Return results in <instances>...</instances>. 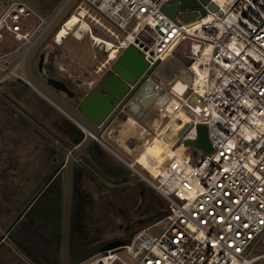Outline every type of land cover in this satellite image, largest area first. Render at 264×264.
<instances>
[{
  "label": "built area",
  "instance_id": "obj_1",
  "mask_svg": "<svg viewBox=\"0 0 264 264\" xmlns=\"http://www.w3.org/2000/svg\"><path fill=\"white\" fill-rule=\"evenodd\" d=\"M197 1L200 8L195 10L201 14L188 24L163 11L171 0H81L71 13L83 21L85 10L91 23L113 38L103 39L118 48L114 59L131 45L141 50L148 67L129 83L125 96L152 80L155 85L143 97L160 88L157 101L166 106L172 91L174 104L159 128L149 130L148 139L163 138L176 121L180 125L171 147L185 146L183 154L171 155L158 171L137 157L126 162L166 199L169 211L139 229L128 244L79 264H130L120 257L121 250L139 264H255L264 257L255 253L264 245V0ZM70 2L64 0L43 16L26 0H0V82L16 78L34 88L26 73L28 55ZM210 2L218 9H210ZM91 23L84 34L92 45L108 51L105 41L95 40ZM59 29L51 36L55 45L74 34L68 30L57 40ZM145 32L152 42L142 37ZM179 49L180 57L175 53ZM19 63L26 75L15 71ZM122 112L129 121L132 115ZM199 125L206 126L212 151L185 143L198 138ZM134 146L128 143L130 151H137ZM158 224L162 228L154 233Z\"/></svg>",
  "mask_w": 264,
  "mask_h": 264
},
{
  "label": "rangeland",
  "instance_id": "obj_2",
  "mask_svg": "<svg viewBox=\"0 0 264 264\" xmlns=\"http://www.w3.org/2000/svg\"><path fill=\"white\" fill-rule=\"evenodd\" d=\"M26 1L43 16H48L64 0ZM200 14L198 10H180L176 19L182 24H188L196 21ZM85 21L91 23L90 15H86ZM91 24L96 36L113 39L94 26L95 21ZM142 37L149 43L152 42L148 33H143ZM7 42L9 45L12 44L10 41ZM41 52L46 54L49 69L66 81L71 89L81 96L95 87V84L101 80L103 72L116 60L108 62L110 53L92 45L87 33L81 39L70 34L62 45H55L49 40ZM175 53L180 57L181 50L179 49ZM56 60L62 62L68 69L56 68ZM37 65L38 58L34 61L35 71L38 70ZM14 69L18 73L26 75L23 63H19ZM154 78L158 79L157 76ZM149 109H146L143 118L140 121L137 120L138 124L135 126H131L129 121L123 120V116L120 115L101 136L103 142L105 140L107 144H112L109 146L104 142L109 148H115H111L113 153L105 146L126 166L129 172L128 180L119 185L110 184L104 181L98 182L89 174H83L78 182V188L87 193L94 201L93 207L89 209L85 224L92 238L98 242L126 241L132 228L148 226L150 223L148 218L153 215L148 210L154 204L164 201L162 195L126 163L127 161L131 162L136 156L138 157L144 149L145 143L150 141L148 139L150 135L145 128L153 131L150 121L156 116L147 120L145 114ZM62 116L67 117L32 86L16 78L0 82L1 233L6 231L62 162L54 161V150L61 146L64 136L60 132ZM125 141L127 142L126 146ZM128 142L133 143L137 151H130ZM71 154L72 151L64 160L68 159ZM122 157L125 161L121 159ZM61 175L64 179V170ZM161 228L162 224L155 226L154 233L159 232ZM8 244L11 246L9 241ZM6 246L0 249V261L2 257L11 258L13 254L12 247L7 249ZM255 253L263 254L264 245L260 244ZM119 255L130 264H139L126 250L119 251ZM255 264H264V257L257 260Z\"/></svg>",
  "mask_w": 264,
  "mask_h": 264
},
{
  "label": "water",
  "instance_id": "obj_3",
  "mask_svg": "<svg viewBox=\"0 0 264 264\" xmlns=\"http://www.w3.org/2000/svg\"><path fill=\"white\" fill-rule=\"evenodd\" d=\"M81 0H71L53 25L47 30L44 36L34 46L26 60V73L33 83L34 88L53 105L59 108L65 115L72 119L83 131H89V134L76 147L68 159L62 161L58 167L49 176L46 183L27 204L23 211L7 228L6 232L0 238V242L6 237L11 229L22 219L24 214L30 209L37 198L43 193L48 185L62 171H65V191H64V217H63V247H62V264H71V231H72V209L74 203V183L75 167L77 162L86 154L91 144L99 141L102 134L106 132L112 122L121 115L122 109L131 114L136 120L140 121L146 109L150 108L157 101L161 94V89L157 93H150L149 86H154L152 80H148L140 89L129 91V83L136 81L148 67V63L143 57L141 50L136 45H131L125 49L115 60L112 73H105L102 80L86 93L77 105L70 104L63 98L57 90L65 91L69 96L76 95L75 91L68 87L67 83L56 77H48L44 82L34 70V61L38 58V68L43 71L46 54L41 52L43 46L51 40L52 34L59 29L65 20L71 15L74 8ZM208 2V0H203ZM210 9H218L215 3H209ZM200 4L197 0H171L170 3L163 7V11L175 19L180 10L199 9ZM206 15L205 10H202ZM152 70L150 69L147 74ZM125 96V97H124ZM143 97V98H142ZM141 99V105L139 100ZM119 103V104H118ZM118 104V105H117ZM117 105V106H116ZM124 114V113H123ZM188 128L186 125L180 132V135ZM198 138L187 139L185 143L194 147H201L207 151H212L213 147L209 140L208 131L205 125H199L197 128ZM104 146L109 148L104 142ZM109 150L112 151L111 148ZM114 153V151H112ZM125 244L123 241L113 240L106 243L102 251L113 249Z\"/></svg>",
  "mask_w": 264,
  "mask_h": 264
},
{
  "label": "trees",
  "instance_id": "obj_4",
  "mask_svg": "<svg viewBox=\"0 0 264 264\" xmlns=\"http://www.w3.org/2000/svg\"><path fill=\"white\" fill-rule=\"evenodd\" d=\"M122 116L123 120L127 119L124 114ZM62 117L60 132L64 136L61 146L54 150V161H63L70 151L74 152L73 147H77L86 137L85 132L72 119L68 116ZM105 143L107 144V141ZM61 172L11 229L8 241L15 251L11 248L13 254L11 258H6L4 264H62L65 178L63 179ZM128 173L122 161L97 140L77 162L72 209L71 264H79L94 256L108 243L93 239L86 227L85 221L94 201L78 188L81 176L89 174L98 182L119 185L128 180ZM163 199L164 201L158 204L152 202L154 206L148 212L153 215L148 218L150 222L148 225L157 222L168 213V203L164 197ZM141 228H132L123 242L128 244ZM5 245L8 244L1 243L0 249Z\"/></svg>",
  "mask_w": 264,
  "mask_h": 264
},
{
  "label": "bare ground",
  "instance_id": "obj_5",
  "mask_svg": "<svg viewBox=\"0 0 264 264\" xmlns=\"http://www.w3.org/2000/svg\"><path fill=\"white\" fill-rule=\"evenodd\" d=\"M86 11L81 10V15L86 16ZM208 20L207 17H205V22ZM67 22L58 30L57 40H61L64 38V36L67 35L68 30H71L74 32V35L78 38H83V30L87 22L85 20L81 21V18L77 14L70 15V17L66 20ZM86 22V23H85ZM80 24V26H78ZM78 27V28H77ZM88 27V24H87ZM77 28V29H76ZM88 30V29H87ZM77 31V32H76ZM133 35V34H132ZM130 35V37H132ZM95 37V40L97 42H106V45L108 47V52L110 53L109 59L112 60L117 56L118 48L112 41L105 40L103 38H100L93 34ZM109 62V61H108ZM60 64H62L60 62ZM181 87V84H176L175 88L179 89ZM171 100L166 106L160 105V102L157 101L153 106L150 107V109L146 112L145 118L149 120L152 119V116H156L154 119H152L151 124L153 128L158 129L160 124L163 122V116H165L170 108H172V104H174V94L171 91ZM126 121V120H125ZM129 123L131 126H135L138 124V121L135 120L134 117L129 118ZM150 124V125H151ZM177 125H180V123L176 121H172L170 124V127L167 129V132L165 133L164 137L162 138L160 135H157L154 137V140H150L149 142L145 143L144 149L140 152L139 156L137 157V162L142 164L145 167L150 168L152 171H158L161 168V165L164 166L167 162L170 160V156L173 154L181 155L183 154L184 145L181 144L177 150H174L172 146V138L174 137ZM148 134L150 135L151 132L146 130ZM147 139V138H146ZM146 141V140H145Z\"/></svg>",
  "mask_w": 264,
  "mask_h": 264
},
{
  "label": "flooded vegetation",
  "instance_id": "obj_6",
  "mask_svg": "<svg viewBox=\"0 0 264 264\" xmlns=\"http://www.w3.org/2000/svg\"><path fill=\"white\" fill-rule=\"evenodd\" d=\"M114 63H115V61H113L112 63H111V66L109 67V68H107L104 72H103V74H102V76H101V80H102V77L104 76V74L105 73H112V71H113V66H114ZM37 69L38 70H36L35 72L37 73V75L44 81V82H47V78L48 77H56V78H59L54 72H52L50 69H49V62H48V60L46 59V57H45V61H44V68H43V71H40L39 70V68H38V65H37ZM35 70V69H34ZM59 79H61V78H59ZM100 80V81H101ZM64 81V80H63ZM100 81H98L96 84H95V86L100 82ZM66 82V81H65ZM67 83V82H66ZM67 85H68V87L69 88H71L70 87V85L67 83ZM57 92L63 97V98H65L70 104H72V105H77L78 104V102H79V100L83 97V96H81V94H79L78 92H76L75 91V93H76V95H74V96H69L68 95V93L67 92H65V91H61V90H57ZM122 115V114H121ZM120 116V115H119ZM13 223V222H12ZM9 228V227H8ZM7 230V229H6ZM5 232L6 231H4L3 233H1V235H0V238L2 237V235H4L5 234ZM10 233V232H9ZM9 233L6 235V237L0 242V245H1V243H3V242H6L7 244H8V238H9Z\"/></svg>",
  "mask_w": 264,
  "mask_h": 264
},
{
  "label": "crops",
  "instance_id": "obj_7",
  "mask_svg": "<svg viewBox=\"0 0 264 264\" xmlns=\"http://www.w3.org/2000/svg\"><path fill=\"white\" fill-rule=\"evenodd\" d=\"M84 29H88V27H87V24H86V26H85V28ZM86 30H83V32L84 31H86ZM112 130V129H111ZM104 142H105V140H104ZM126 142V141H125ZM129 143V142H128ZM127 145V142L125 143V146ZM11 245V244H10ZM10 248V247H12V245L11 246H9V244L7 245V248ZM12 249H13V247H12ZM14 250V249H13ZM5 260H6V258H5V256L4 257H2V260L0 261V264H4V262H5Z\"/></svg>",
  "mask_w": 264,
  "mask_h": 264
}]
</instances>
